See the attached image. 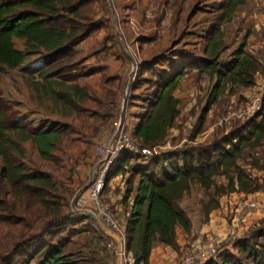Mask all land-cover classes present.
Returning <instances> with one entry per match:
<instances>
[{
  "label": "trees",
  "instance_id": "trees-1",
  "mask_svg": "<svg viewBox=\"0 0 264 264\" xmlns=\"http://www.w3.org/2000/svg\"><path fill=\"white\" fill-rule=\"evenodd\" d=\"M96 1L0 0V72L3 68L20 67L29 57L36 56L23 67H27L28 73L38 72L62 82H75V75H67V71L75 66L70 63L75 47L104 25L91 18L90 11ZM245 1L212 2L213 9L207 12L213 17L202 37L201 56L175 51L176 61H167L168 70H161L159 74L154 68L164 61L161 54L138 66L139 75L151 73L157 80L152 84V92L143 100L142 111L135 117L137 123L128 133L137 148L153 149L169 137L180 115L181 101L174 92L188 69L214 80L205 109L191 131V141L202 131L205 112L227 88L255 86V76L262 62L246 50L243 42L227 59H221L226 46L220 27ZM200 8L195 5L192 13L198 9L205 11ZM108 38L107 35L105 39ZM13 39L21 40L24 49L15 48ZM140 79L132 90L139 87ZM70 89L59 93L70 107L92 98L86 87L75 83ZM112 95L110 93V97ZM77 108L80 110L81 107ZM95 113L98 112L90 114L95 116ZM103 115L112 118L108 111L100 116ZM19 122L17 119L10 122L0 107V234L10 235L7 249L0 250V264H106L97 254L106 239L95 229L94 222L71 212L70 199L61 192L50 173L27 167L23 149L15 137L19 133L22 142H32L40 159L53 161L62 137L71 134L73 129L57 122L31 128L20 126ZM263 143L264 83L260 109L243 124L234 125L207 144L185 146L150 158L122 151L109 168L100 197L106 206L109 182L118 175H126L123 197L117 204L127 208L121 229L124 251L132 264H149V256L156 244L178 250L177 228L190 235L192 222L179 201L193 184L198 185L209 199L206 213L219 208L224 196L251 195L263 189L264 175L259 179L239 162L247 150ZM140 159L142 162L132 165L133 160ZM253 163L252 167L258 166V161ZM220 178L222 182L217 180ZM76 225L84 228L81 234L90 236L85 238L82 250L70 251V228ZM102 249L106 250L105 247ZM202 264H264V217L246 237L236 240L231 249L220 251L215 259Z\"/></svg>",
  "mask_w": 264,
  "mask_h": 264
},
{
  "label": "rangeland",
  "instance_id": "rangeland-1",
  "mask_svg": "<svg viewBox=\"0 0 264 264\" xmlns=\"http://www.w3.org/2000/svg\"><path fill=\"white\" fill-rule=\"evenodd\" d=\"M194 1L196 2L195 4L189 6L188 13L193 5L200 6V9H204L206 12V23L204 19H201L198 26L196 22L194 23L196 25L191 23L185 25V10L183 9V13L181 12L179 14V5L182 0H176V3L172 8V20L170 21V25L168 27L169 34L165 36L167 33L165 32L158 43L154 44V42H152V40L156 37L157 30L161 27V21L156 18L154 19V22L157 21L155 23L156 30L145 35H151L152 40L150 39V41L146 43L138 41L137 46H135L132 50L133 52H131L128 46H131L132 44L135 45L136 35L128 22H130L129 19L131 16H136V11L132 14L130 13L129 15L128 11L125 13L122 8L123 6L132 8V0H97L95 4L92 5L93 7L90 11L91 18L96 22H103L104 25L103 28L99 29V31L93 33L84 44L81 46L78 44L79 46L77 45L78 47H75V55H73L70 60V63H75V66L67 71L68 76L75 75L77 77L75 78V82H62L56 77H52L50 75L47 77L38 72L33 74L28 73L27 67L26 69L23 67L26 66V64H29V62L35 60L36 56L29 57L26 63L20 67L14 69L3 68L0 72V107L6 112L10 122L17 119L20 121L18 123L20 126L27 125L28 128L38 126L41 123L50 124L57 122L59 124H67L73 129L71 134H67L62 137L63 141L57 147V150L55 151L56 159L53 161H44L40 159L31 141L28 140L22 142L20 140L22 136L19 133L18 135H15L19 145H21L23 149V161L27 167L50 173L57 181L61 192L71 201L75 193L87 183L92 174V169L96 164V158L93 153L94 148L102 140L101 138L104 130L103 126L106 122L108 123L111 118L100 119L101 122L99 121V118H102L100 116L101 113L99 112L101 108L100 104H103L108 100L94 101V99L91 98L89 99L91 101H88V99L85 100L84 103H82L83 101H78L76 107H70L59 97V93L71 91L70 88L72 84L75 83L78 85H80V83L81 85L87 83L90 88L92 87L93 90L91 91L95 92L96 90L94 89V86H96L97 80L93 77L89 78V73L86 70L88 66L86 59L87 56H92L93 58L95 57V55H89V52L104 45V40L106 41V44H110L111 46L120 47L123 45L128 57H130L132 61L127 59L124 76L122 79H119L118 89L120 93L117 100V111L122 103L125 85L129 77L128 89L126 91L124 119L122 124L124 127L126 126L125 128L127 132L130 133L132 130L131 127L137 123V119L135 118L136 115L142 111L141 105L143 104V100L148 97L150 92H152V84L157 80V76L151 73L139 75L138 66H140L144 61L150 60L153 56L161 54L164 61L159 63V65L154 68L156 70V74H159L161 70H168L167 61H176L173 56L175 51H187L195 57L201 56L202 54V37L213 17V15H209L210 13H208L207 10L213 9V6L211 5L212 3H209V0ZM158 3L161 6L159 7L161 12L164 10V13L165 10L170 9L167 5H163L166 4V0H161ZM162 6L164 7L162 8ZM133 9L134 8H132V10ZM241 10L245 12V14L251 16L254 14L257 18L254 17V19H252L253 17H250L252 21H250L251 19H248V23L245 21L239 24L242 13V11H240L234 15L233 19L231 18V21L229 20L230 23L228 25L225 27L223 26L222 40L226 48L221 55L222 60L227 59L232 51L235 50L242 42L245 44L246 50L250 48L252 41L248 39L246 32H251V34L253 32V35L258 38L260 37L259 34H262V31L264 33V27L259 26L257 28L255 27L256 25L252 23L254 20H257L258 18L260 19V13L264 14V0H248ZM249 24L253 25L250 26ZM247 26H249L248 29ZM257 32H259V34H257ZM107 35L109 38L106 40L105 38ZM13 43L15 48L19 50L24 49L23 42L21 40L13 39ZM254 56L259 58L262 62L261 68L255 76V86L251 88L235 87L231 90L227 88L216 103L211 105L205 112V122L202 131L194 141H191L189 137L191 135V131L196 126L199 116L201 115L203 109H205L208 95L214 84V80L208 78L206 74H198L195 70L188 69V73L181 79L177 90L174 92V94L181 101L180 115L174 128L170 130L169 137L160 146H158L156 149L157 153L153 156L164 152L175 151L184 148L185 146L207 144L218 135L227 133L234 125L243 124L246 120L251 118V116L256 113V110L251 107L250 98L263 92L264 83V55L257 52ZM132 65L134 67L133 69ZM138 79H140L139 87L132 90L133 85ZM246 91H249V94H246ZM74 99L76 101V96H74ZM77 107L83 108V111L81 108L80 110H77ZM95 110H98V113H95V116H92L90 113ZM115 116L112 123L110 122L112 124L111 126L118 123L119 111ZM70 137H74L72 138V141L79 140L83 142L84 149L82 151L81 149L76 150L77 154L81 153L80 157L83 159L81 162L83 165H85V158L87 156L91 158L92 153L94 155V160L87 163L88 170L85 175V179L82 184L75 189H71L70 183L67 180L68 175L72 176L69 172L72 168L69 160L73 155L71 142L69 140ZM147 158H150V156ZM254 161H258L257 167H252ZM140 162H142V159L138 161L133 160L132 165ZM239 162L251 174H256L260 179L261 176L264 175V173H260L261 171L264 172V143L260 147L247 150ZM136 180L137 177H135L134 183ZM217 180L222 182L221 178ZM262 183L264 186V179L262 180ZM66 189H68L69 192L65 191ZM70 190H72V192H70ZM259 192H263V194L256 197V201L259 203L258 211L261 213L263 210L262 205H264V188ZM85 193H87V190ZM83 194L84 193H82L78 199H80ZM230 196H224L220 199V214L216 215L219 219H224L221 227L219 228L220 232H216L215 234L212 233V231H209V233L205 232L202 235L200 233L202 229H209L205 227V224H207L210 219L209 215L216 213L212 211L206 213L205 209L206 204L209 201L208 197L198 185L193 184L188 193L181 198L179 205L186 211L191 219L193 231L195 230L198 232L195 233V236L192 239L191 237L193 231H191L188 238L184 240V244L179 246V249L176 250L175 253L178 257L177 260L181 257L184 250L192 248V243L196 239L198 240L199 238L200 242H206L208 238L212 239L213 236L217 235V233L223 234L222 232L225 226H227L231 220V216L229 214ZM108 203L110 204V207L108 208L109 212L116 218L119 226L121 227L124 223L127 208L121 206V209H116V203ZM90 204L91 202L88 205ZM89 210H92V207ZM71 212L77 214L72 210ZM255 225L256 224L252 227ZM83 229L84 228L79 225L70 228L69 235L71 237V244L68 246V250L80 251L83 249L85 238L90 236L86 233L81 234L80 231ZM210 239H208V241H210ZM187 240L191 243H186ZM107 242V240H104L102 245L106 248V250H103V247L98 248L99 251L97 254L103 259V261L106 262V264H118L120 259L114 254L113 256L110 255V252L107 249ZM9 244L10 235L0 234V250L5 251ZM120 263L124 264V258Z\"/></svg>",
  "mask_w": 264,
  "mask_h": 264
},
{
  "label": "crops",
  "instance_id": "crops-1",
  "mask_svg": "<svg viewBox=\"0 0 264 264\" xmlns=\"http://www.w3.org/2000/svg\"><path fill=\"white\" fill-rule=\"evenodd\" d=\"M159 1H161V0H156V1L155 0H132V5H133L132 8H134L133 10H132V8H127V6H123L122 10L125 11V13H127V11H128L129 15H130V13L132 14L134 11H136V16L135 17L131 16L129 20L133 19L139 25V30L137 33H135V35H136L135 45L132 44L131 46H128V48L131 52H133L132 51L133 48H135V46H137L138 41L142 42V43L143 42L146 43V42L150 41L149 38H151L152 36L151 35L145 36V35L147 33L150 34L151 32L156 30V24L155 23L157 21L154 22V19H156V18H158L161 21V27L160 28H165L164 34H165V32H167L165 36H167V34H169L168 33L169 32L168 27L170 25V21L172 20V18H171L173 16L172 8L175 5L176 0H174L171 5H167V0H166V4H163V5H167V7L170 9L165 10L164 13H163L164 10L161 12V10L159 8V7H161L160 4L158 3ZM209 1H210L209 3H212L215 0H209ZM247 1L248 0H246L243 5H240L236 8L235 12L231 16L232 19L234 18L235 14L242 11L241 9L245 6ZM195 2L196 1H194V0H182V2H180L179 14L183 11V9L185 10L184 11V13H185L184 14L185 15L184 24L185 25L188 23L194 24L196 22V24L198 26L201 19H204V21L206 23V16H205L206 12L205 11H200L198 9L197 12L192 13V8L195 5H193V7L191 8V10L188 13L189 6L192 4H195ZM128 6H129V4H128ZM163 7L164 6H162V8ZM199 8H200V6H199ZM158 13H159V15H158ZM240 17H241V20H240L239 24H241L245 21H246V23H248V19L249 20L251 19L250 17H253L252 19H254V17L257 18L256 16H254V14L251 16V15L245 14V12H243V11H242ZM231 18H230V21H231ZM252 19L250 21H252ZM258 19L254 20L252 23L254 25H256L255 27H257V28L259 26L264 27L263 26L264 14L260 13V19L259 20ZM230 21L229 20L225 21L221 25V27H220L221 31L223 30V26L225 27L226 25H228L230 23ZM196 24H194V25H196ZM252 25H250V26H252ZM248 28H249V26H247V29ZM245 30H246V28H245ZM246 34L248 35V39H250L252 41L251 46L247 51L253 55L256 54L257 52H260L261 54L264 55V33H263V31H262V34H259V32H257V34L260 35L259 38L255 37L253 35V32H252V34H251V32H246ZM261 35H263V36H261ZM89 38H87L86 40L79 43V45L81 46L82 44H84L85 41H87ZM151 40H152V38H151ZM103 44L104 45L99 46V48L89 52V55H95L94 58L92 56H87V58H86L87 59V65H88L86 70L89 73L88 76H89V78L93 77V78H96V80H97L96 86H94V89L96 91L95 92L91 91L93 89H92V87L90 88L89 84H87V83L82 84V85L80 83V86L87 88L89 95L94 99V101L95 100L96 101L108 100L107 102L100 104L101 108H100L99 112L101 114H105L106 111H108V115L112 116V118H111V120H112L114 118V116L116 114H118V111L120 113L121 105L117 111V100H118L119 93H120V91L118 89L119 79H122L124 76V73L126 70L125 66L127 64V59H129L130 61H132V60L130 57H128V54H127L123 45H121L120 47L111 46L110 44H106L105 40H104ZM133 45H134V47H133ZM84 63H86V62H84ZM110 93L111 94L113 93V95L111 96L112 98L110 97ZM246 94H249V91H246ZM88 101H91V100L88 99ZM82 103H84V101ZM97 111L98 110H95L92 112H97ZM115 111H117V112H115ZM101 117H103V118H99L100 122L102 119L107 118L104 115ZM90 118H92V117H90ZM103 127H104L103 136H104L110 127V122H108V123L106 122V124ZM132 128H133V126L131 127V129ZM103 136H102V138H103ZM72 138H74V137L69 138V140L71 142V150L73 151V155L70 157L71 159L69 160V162H71L70 165L72 167L69 172L72 174V176L68 175L67 180L70 183L71 189H75V188H78L79 185L82 184L83 180L85 179V175L87 174V170H88V164L87 163L94 160V155H93L94 152L92 153L91 158H89L88 156L85 158V165H83V163H81L83 160L82 157H80L81 153L77 154V152H76L77 149H81V151L84 149L83 142L79 141V140L72 141ZM62 141H63V139L61 140V142ZM125 177H126V175L125 176L118 175L109 182V184H108L109 190L105 194V200H106L108 206L110 205L108 202L116 203V209H121L120 205H118L117 203L123 197ZM261 194H263V192H257V194L255 193V195L254 194L244 195L242 193L241 194H235V193L230 194V195H232V196L229 195L230 196V202H229V205H230L229 206V208H230L229 214H230V216L232 217L233 210L235 209L239 198H241L243 196H249V197H254L256 199V197L261 195ZM227 196H225V197H227ZM89 201H90L89 196L87 195V193L84 192V194L81 196V198L78 199V201H77V207H80L79 209H85L86 208L87 210H89L92 207L91 204L88 205L91 202V201L90 202ZM257 204L259 207L258 202H257ZM262 207H263V210L261 213H259V211L257 210L256 212L251 213L246 218V223L244 225L248 228V230H250V228H252V226L254 224L259 223L263 219V217H264V205H262ZM219 208H220V206H219ZM219 208L212 211V212H216V213H212L209 215L210 219H209L208 223L205 224V227L209 228V229H207V230L202 229L200 232L201 235L204 234L205 232L209 233V231H212V233H215V234H216V232H220L219 228L221 227V224L224 221V219H219V217L216 216V215L220 214ZM80 216H82V215H80ZM87 219L91 220L90 218H87ZM94 226H95V222H94ZM225 230H226V226L222 232L223 234L225 233ZM99 231H100V233H102L100 228H99ZM192 231H193V229H192ZM197 232L198 231H195V230L192 232V237H191L192 239L195 236V233H197ZM223 234L217 233L216 236H220ZM176 235H177L176 241H177L178 246L183 245L184 240L186 238H188V236H189V235L185 234L181 228H177ZM103 236H105V235H103ZM207 236H209V235H207ZM216 236H213L212 239H214ZM208 239H210V238H208ZM212 239H210V240H212ZM199 242H200V239L199 238H198V240L196 239L192 243V247L197 245ZM186 243H191V242H189V240H187ZM175 252H176L175 250H173L172 248H170L168 246H165L163 244H156L154 246V248L152 249L151 254L149 256V264H176V260L178 257H177V254ZM110 255L113 256V254L111 252H110Z\"/></svg>",
  "mask_w": 264,
  "mask_h": 264
},
{
  "label": "built area",
  "instance_id": "built-area-1",
  "mask_svg": "<svg viewBox=\"0 0 264 264\" xmlns=\"http://www.w3.org/2000/svg\"><path fill=\"white\" fill-rule=\"evenodd\" d=\"M174 0H167V5H171ZM132 30L137 33L139 30V25L135 20H130ZM164 28H159L156 32L155 39L152 42L158 43L163 37ZM261 96L256 95L250 98L251 107L256 110V112L261 107ZM112 123V122H111ZM110 123V127L106 134L103 136L102 140L95 146L94 155L96 158V164L98 167L94 172L91 184L87 189L88 196L91 201L92 211L97 219L102 223V225L109 231L115 233L122 241H124L122 229L119 226L116 218L109 212L106 206L103 205L101 201V192L104 188L107 173L111 164L114 162L116 157L122 151L135 152L142 155L144 158L148 156H153L157 153V147L153 149L137 148L130 138L126 128L123 124L118 128V123L113 126ZM255 195V193H253ZM257 194V192H256ZM258 210V204L254 197L243 196L239 198L230 223L226 226L225 233L220 236H216L214 239L206 242H199L197 245L190 249L183 251L181 257L178 259L176 264H202L208 259H215L220 251L224 249H231V245L238 239L246 237L250 230L244 225L246 223V218ZM99 225L95 223V229L99 231ZM100 232V231H99ZM101 235H104L101 233ZM107 242V249L114 254L121 261L124 258V264H132L130 256L125 254L124 242L123 249L120 251L119 245L116 241L104 236Z\"/></svg>",
  "mask_w": 264,
  "mask_h": 264
},
{
  "label": "water",
  "instance_id": "water-1",
  "mask_svg": "<svg viewBox=\"0 0 264 264\" xmlns=\"http://www.w3.org/2000/svg\"><path fill=\"white\" fill-rule=\"evenodd\" d=\"M133 65H132V69H133ZM133 71V70H132ZM128 84H129V77H128V80L126 82V85H125V89H124V94H123V99H122V103H121V107H120V113H119V121H118V128L122 125L123 123V119H124V111H125V103H126V91L128 89ZM98 167V164L94 166V168L92 169V174L89 178V180L87 181V183L82 186L76 193L75 195L73 196L71 202H70V208L73 212L79 214V215H82L86 218H90L93 222L97 223L99 225V228L101 230V232L107 236L108 238L116 241L119 245V249L120 251H122L123 249V241L113 232L107 230L103 225L102 223L97 219V217L95 216V214L90 211V210H87V209H79L77 207V199L78 197L84 193L89 185L91 184V181H92V177L94 175V172L96 171ZM120 259V258H119ZM121 262V259L119 260ZM118 263V264H121V263Z\"/></svg>",
  "mask_w": 264,
  "mask_h": 264
}]
</instances>
